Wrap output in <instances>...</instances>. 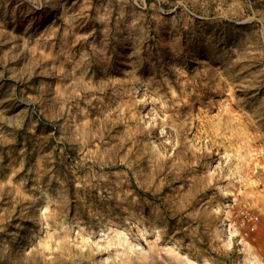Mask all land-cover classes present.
I'll return each mask as SVG.
<instances>
[{
  "label": "rangeland",
  "instance_id": "obj_1",
  "mask_svg": "<svg viewBox=\"0 0 264 264\" xmlns=\"http://www.w3.org/2000/svg\"><path fill=\"white\" fill-rule=\"evenodd\" d=\"M0 264H264V0H0Z\"/></svg>",
  "mask_w": 264,
  "mask_h": 264
},
{
  "label": "bare ground",
  "instance_id": "obj_2",
  "mask_svg": "<svg viewBox=\"0 0 264 264\" xmlns=\"http://www.w3.org/2000/svg\"><path fill=\"white\" fill-rule=\"evenodd\" d=\"M195 262V261H194ZM196 263V262H195Z\"/></svg>",
  "mask_w": 264,
  "mask_h": 264
}]
</instances>
